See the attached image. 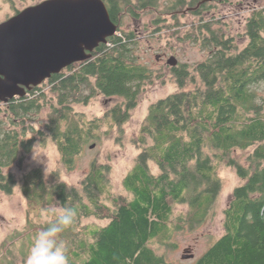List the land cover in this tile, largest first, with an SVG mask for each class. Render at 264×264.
Masks as SVG:
<instances>
[{
	"label": "trees",
	"instance_id": "trees-1",
	"mask_svg": "<svg viewBox=\"0 0 264 264\" xmlns=\"http://www.w3.org/2000/svg\"><path fill=\"white\" fill-rule=\"evenodd\" d=\"M103 1L122 36L53 75L46 81L49 93L45 82L24 98L0 103V193H14L19 182L7 170L21 163L37 140L45 146L51 139L62 164L72 169L100 139L104 120L122 130L147 87L164 78L141 63L136 33L121 29L126 16L139 19L158 11L160 0ZM222 1L176 0L167 7L175 21L167 27L171 37L199 46L207 57L171 67L179 90L149 107L136 140L139 154L123 179L126 194L113 191L112 167L97 161L79 186L50 184L39 168L22 176L29 215L44 211L51 218L30 228L40 231L54 221L49 211L54 203L76 211L60 236L69 264H174L152 244L173 250L175 233L206 221L222 192L220 165L235 169L245 183L234 189L224 210V235L191 264H264V8L252 10L248 42L240 49L215 28L214 19L203 17L208 2ZM160 16L156 23L165 24ZM189 17L195 18L182 22ZM98 95L123 101L93 121L75 111V105H88ZM44 108L50 109L48 121L38 129L31 122ZM237 152H248L246 165ZM183 205L187 210L175 215ZM89 218L107 224H84Z\"/></svg>",
	"mask_w": 264,
	"mask_h": 264
},
{
	"label": "rangeland",
	"instance_id": "rangeland-1",
	"mask_svg": "<svg viewBox=\"0 0 264 264\" xmlns=\"http://www.w3.org/2000/svg\"><path fill=\"white\" fill-rule=\"evenodd\" d=\"M44 1L46 0H11V2L0 0V24L15 16L16 11H23ZM175 1L160 0L158 11H148L139 19L131 16L123 19L121 29L125 32L134 31L138 37V55L141 63L148 66L156 75L159 72L163 73L164 78L155 79L154 84L147 87L137 108L132 112L131 119L122 130L108 119L104 120L100 129V139L91 144L77 158L72 169L62 164L55 143L48 139L45 146L37 140L34 150L26 154L21 163L16 162L7 170L15 175L19 183L12 195L0 193V264H26L28 250L35 234L39 232L30 226L45 224L51 220L49 213L44 211L31 215L28 213L20 181L22 176L30 170L42 169L45 179L50 184L61 182L69 186H79L89 173L91 164L97 161L99 164L112 167L110 177L113 191L116 194H126L123 179L133 167L139 154L136 140L140 135L149 107L179 90L171 67L168 65L169 59L174 56L179 64L194 65L207 57V53L203 52L199 46L191 42H178L171 37L167 27L172 26L175 21L172 18L173 13L167 11V7ZM208 5L209 10L203 14V17L207 21L214 19L217 22L215 28L222 29L227 36L233 37L242 49L248 42L245 37L247 20L253 9L264 8V0H224L219 3L208 2ZM160 15L166 20L165 24L156 23ZM194 18H182V22ZM118 36H122V31L118 32ZM172 46L174 49H171ZM43 87L44 91L49 93L47 82ZM48 95L50 99H53L52 94ZM122 101L120 98L98 95L88 105H75L74 109L88 121H93L104 118L110 109ZM49 113L50 109L44 108L36 120L31 123L36 128L43 129L48 121ZM3 117H5L4 114L1 115V118ZM236 154L246 165L245 158L248 152H237ZM217 172L222 181V192L206 221L193 231L186 229L175 233L173 243L176 247L173 250L161 247L157 242L152 244L159 254L166 256L168 262L191 264L202 257L224 235V210L232 200L234 189L243 185L245 181L237 175L235 169L226 165H220ZM56 205L57 203H54L50 209ZM185 210L187 206H177L175 215L184 213ZM83 223H95L100 226L107 224L106 221L95 218L86 219ZM185 249H191V253L194 254L193 259L184 260L182 258Z\"/></svg>",
	"mask_w": 264,
	"mask_h": 264
},
{
	"label": "water",
	"instance_id": "water-1",
	"mask_svg": "<svg viewBox=\"0 0 264 264\" xmlns=\"http://www.w3.org/2000/svg\"><path fill=\"white\" fill-rule=\"evenodd\" d=\"M103 0H46L0 24V103L24 98L118 35ZM168 65H178L172 56ZM184 260L194 258L185 249Z\"/></svg>",
	"mask_w": 264,
	"mask_h": 264
},
{
	"label": "clouds",
	"instance_id": "clouds-1",
	"mask_svg": "<svg viewBox=\"0 0 264 264\" xmlns=\"http://www.w3.org/2000/svg\"><path fill=\"white\" fill-rule=\"evenodd\" d=\"M49 211L55 219L35 234L26 264H69L67 249L60 236L73 224L76 211L59 203Z\"/></svg>",
	"mask_w": 264,
	"mask_h": 264
},
{
	"label": "flooded vegetation",
	"instance_id": "flooded-vegetation-1",
	"mask_svg": "<svg viewBox=\"0 0 264 264\" xmlns=\"http://www.w3.org/2000/svg\"><path fill=\"white\" fill-rule=\"evenodd\" d=\"M119 29H120V27H119Z\"/></svg>",
	"mask_w": 264,
	"mask_h": 264
}]
</instances>
